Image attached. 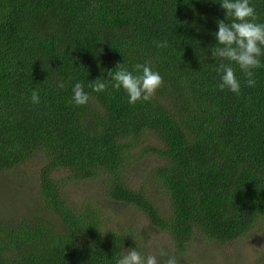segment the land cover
<instances>
[{
  "label": "trees",
  "instance_id": "obj_1",
  "mask_svg": "<svg viewBox=\"0 0 264 264\" xmlns=\"http://www.w3.org/2000/svg\"><path fill=\"white\" fill-rule=\"evenodd\" d=\"M220 2L0 0V177L44 161L39 209L0 216V264H116L129 248L147 256L150 232L167 234L178 260L264 226V67L247 87L233 64L241 93L219 89L229 62L212 57L214 33L232 22ZM250 4L264 23V0ZM146 62L164 86L130 104L108 72ZM98 78L103 92L88 87ZM77 82L85 106L72 102ZM147 158L155 164L135 184ZM90 183L93 193L74 199L73 187ZM117 206L142 213L146 228L108 227Z\"/></svg>",
  "mask_w": 264,
  "mask_h": 264
},
{
  "label": "clouds",
  "instance_id": "obj_2",
  "mask_svg": "<svg viewBox=\"0 0 264 264\" xmlns=\"http://www.w3.org/2000/svg\"><path fill=\"white\" fill-rule=\"evenodd\" d=\"M222 9L226 10L227 19L232 18L231 23L218 21V31L214 33L218 44L211 49L212 57L229 63H220L218 71L222 73L220 90L228 89L239 95L241 83L232 66L237 65L246 77V86L254 87L256 80L254 70L264 67L261 56H264V23H258L259 16L256 9L251 6L250 0H221ZM159 48L167 47V41L153 42ZM108 77L114 82L112 87L123 90L129 97V103L135 105L137 102H147L153 99L159 89L164 86V80L159 72L154 71L151 63H137L130 71L123 63L116 66L115 71H109ZM109 85L101 78L91 82L90 87L95 92H103ZM57 87L63 89V82H58ZM72 102L77 106H85L89 103L90 95L85 92L82 82L75 83ZM31 102L40 103L39 93L32 91ZM160 255L167 257L165 264H178L177 257L169 255L164 249ZM116 264H159L156 255L143 256L135 248H129L116 259Z\"/></svg>",
  "mask_w": 264,
  "mask_h": 264
},
{
  "label": "rangeland",
  "instance_id": "obj_3",
  "mask_svg": "<svg viewBox=\"0 0 264 264\" xmlns=\"http://www.w3.org/2000/svg\"><path fill=\"white\" fill-rule=\"evenodd\" d=\"M153 160L154 158L146 159V166L139 169L135 175L137 178L134 181L135 184L141 183L144 177H147V173L155 164ZM43 162L39 158H34L18 168L22 176L15 171L16 173H7L9 175L6 177H0V216L2 218L13 220L17 216H31V211L39 209L40 191L36 186V180L39 178L38 171ZM94 188L95 185L92 183L75 185L73 197L76 200H82L92 194ZM108 214L104 222L113 229L116 227L128 229L138 224L141 229H145L147 226L144 215L127 206L109 208ZM44 215L52 218L48 211H44ZM58 222L57 220L56 223ZM147 235L149 236L145 244V252L148 255H158L161 249L167 252V248L169 249L171 245L167 234L150 232ZM159 256L160 262L165 263L167 257ZM178 264H264V226L230 244L196 246L191 254L178 258Z\"/></svg>",
  "mask_w": 264,
  "mask_h": 264
}]
</instances>
